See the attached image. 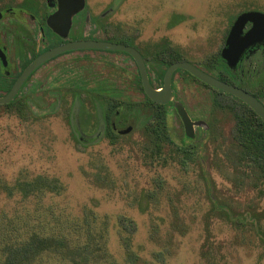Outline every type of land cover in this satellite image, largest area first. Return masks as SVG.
Listing matches in <instances>:
<instances>
[{"label":"rangeland","instance_id":"374dc122","mask_svg":"<svg viewBox=\"0 0 264 264\" xmlns=\"http://www.w3.org/2000/svg\"><path fill=\"white\" fill-rule=\"evenodd\" d=\"M22 1L0 0V7ZM24 3L29 5L31 0H25ZM82 5L80 10L73 13L70 32L62 36L63 40L109 39L130 45H135L132 40H136L140 47L161 48L168 46L167 39L169 44L173 43L179 48L184 47L183 51L195 53V58L199 54L202 57L215 54L217 43L210 42L211 39L215 40L217 35H226L237 15L255 10L264 13V0H82ZM91 14L97 21L95 29L94 23H86L87 15ZM205 43L207 51H203ZM81 52L86 54L82 55ZM87 52L77 51L75 55L70 53L61 58L67 60L62 59L65 64L73 65L72 68L78 66L76 60L85 61L81 64L82 69L84 66L89 68L90 74L96 79L93 91L109 93L110 88L103 86L108 82L104 79L103 71L105 68L109 69V62L104 60H109L111 52ZM88 60L90 67L87 66ZM128 67L131 69L123 83L127 88V100L143 102L141 93L132 85L134 67L130 63ZM77 68L79 72L83 71L79 69L80 66ZM87 69L84 71L87 72ZM43 72H38L35 79L42 80ZM187 78L190 81L182 75L177 76L180 83L184 82L182 95L185 97L188 94L201 107L213 92L196 90L194 85L198 84L191 82L190 77ZM220 98L223 105L222 116L219 128L216 126L215 129L218 133L220 131L221 136L218 142L209 143L208 140L207 149L201 150L199 162L192 165L188 173L172 161L166 167L158 164L152 167L145 165L142 127L115 144L104 138L91 146L79 145L72 137L67 120L69 102L53 114L46 110L44 114L40 111L50 101L37 100V105L33 108L38 115L28 120L20 119L15 112L0 109V176L12 181L20 172L28 171L31 174L61 178L67 185V202L74 212L78 213L84 205L96 206L99 214L110 217V248L119 260H122V250L116 233V221L123 215L137 223L136 244L143 245L145 256L154 249L148 238L152 222L166 229L167 234L176 221L187 226L185 235L173 234L174 250L168 264H207V260L215 261L216 264H264V247L257 238L248 231L233 227L224 218L209 216L212 198L233 205L237 211L242 212L250 204V198L256 195L235 188L233 171L227 166L225 154L232 146L234 117L230 110L224 108L234 101L228 96ZM93 109L95 108L92 106L89 109L92 115L89 121L94 123L96 118L93 117ZM140 116L139 113L134 117ZM83 118L80 114L74 122L77 128L78 123L82 129L87 126V121ZM170 121V125L175 122L177 126V121ZM172 125L175 131L180 132L179 128ZM92 129L93 126L90 130ZM85 132L87 133L86 130ZM202 166L213 182L210 192L206 190L203 181ZM101 167H105L112 175L104 189L91 183V171ZM159 177L165 181L167 194H162L160 202L143 213L137 207V200L142 193L155 188ZM3 204L4 199L1 197L0 207ZM257 208L258 211L264 210V199L257 201ZM174 210L178 215L173 214ZM162 236L166 234L162 233Z\"/></svg>","mask_w":264,"mask_h":264},{"label":"trees","instance_id":"16d2710c","mask_svg":"<svg viewBox=\"0 0 264 264\" xmlns=\"http://www.w3.org/2000/svg\"><path fill=\"white\" fill-rule=\"evenodd\" d=\"M161 72L163 76L165 69ZM224 73L220 79L227 82ZM132 85L137 92H143L139 78ZM4 88L9 87L0 85V89ZM38 88V85H34L30 94H35ZM36 101H31L29 97L28 100L17 98L7 105H0V109L15 112L20 119L28 120L38 115L32 106L37 105ZM100 105L98 110L105 108L102 103ZM123 105L128 118L141 114L136 118L143 125L142 128L145 126V145L142 149L145 165L166 167L172 161L188 173L191 166L199 162L201 150L197 147L185 145L174 148L166 112L163 111L167 106L158 105L148 97L146 102L128 99ZM244 106L252 118L237 116L239 121L231 134L232 146L225 154L227 166L233 171L235 188L256 195L254 199L250 198V204L242 212L233 205L212 198L209 216L224 218L233 227L250 232L264 247V210L258 211L257 208V201L264 199V126L260 117L246 104ZM114 107L112 105L111 109ZM52 109L56 111V106ZM67 120L73 139L81 145L74 124L78 118L70 113ZM96 121L103 122L104 117L97 115ZM91 172L92 178H96H91V183L97 188H106L107 181L112 179L105 167ZM201 174L206 190L210 192L213 182L207 177L203 166ZM155 184L154 189L145 191L137 200V207L143 213L149 211L153 204H158L162 194H167L164 179L157 178ZM67 196V185L57 176L31 174L28 171L20 172L12 181L0 176V198L4 199L0 207V264H168L174 250L173 234L185 235L188 230L186 225L176 221L167 234L166 229L152 222L148 238L154 249L145 256L143 245L136 244L137 223L122 215L116 221V233L122 250V260H119L110 248V217L99 214L96 206L84 205L78 213L74 212L67 202ZM173 214L178 215V212L174 210ZM162 233L166 236L163 237ZM207 264L216 262L207 260Z\"/></svg>","mask_w":264,"mask_h":264},{"label":"flooded vegetation","instance_id":"af4514ba","mask_svg":"<svg viewBox=\"0 0 264 264\" xmlns=\"http://www.w3.org/2000/svg\"><path fill=\"white\" fill-rule=\"evenodd\" d=\"M42 1L43 0H31V4L26 5L24 3L25 0H23L18 4L7 3L0 7V51L3 56L2 58L0 54V85L9 87L0 89V96L7 95L11 91L24 70L41 54L69 42L103 41L135 48L143 59L150 84L156 89L163 87L164 76L172 64L188 62L199 70L219 80H221L222 72H225L224 78L228 80V84L234 85L250 93L264 106V36H261L255 43L250 44L244 49L235 67H229L222 57V52L226 48L227 38L231 27L240 14L235 17L226 35H217L215 40L211 39L210 42L215 41V43H217L215 54L204 57L199 54L198 58H195V53L183 51L182 48L184 47L179 48L173 43H171V45L167 39L166 44H168V46H163L164 48L158 46L140 47L136 44V40H132L135 45L126 44L120 41L113 42L109 39H76L65 41L62 39V36L70 32L71 26L66 34L61 35L55 32L48 24L49 18L59 12L60 0ZM70 1L71 3L74 2L73 0ZM255 11L260 12L259 10ZM93 17L95 18L93 14L87 15L86 23H94L95 29V27H97V21H95ZM252 27L253 23H246L241 33V38H244ZM205 44L206 46L203 47V51H207L208 48L207 43ZM77 51H88L87 53L111 52L109 60H104V62H109V69L105 68L103 71L104 79L108 81L103 86L104 88H110L109 93H95L93 91L96 84L94 81H96V79L90 74L91 70L89 68L87 69V67L84 66V69H87V72L82 69L83 65L81 64H84L85 61L76 60L78 66H80L79 69L83 70L82 72H79L77 68L78 66L72 68L73 65L67 63L66 65L62 60L64 58L61 57L67 56L70 53L75 55V52ZM81 54L84 55L86 52H81ZM88 62L89 64H87V66L90 67V61L88 60ZM129 63L132 64L135 72L132 76V83H137L139 78L142 86L137 63L127 52L100 49H79L64 52L47 60L33 71L19 89L14 100L17 98H27L28 100L29 97L31 101H50V103L44 107V110L40 111L44 114L45 110L53 114L57 110H60L66 102H69L67 114L71 113L77 118H79V115L81 114L85 119L84 121H87V126L84 129H82L80 123H78L77 136L79 141L83 144H81L82 146L94 145L95 142L104 138L110 143L115 144L119 139L131 135L136 129L143 126L139 124L136 117H127V111L123 105L128 97L127 88L123 83L127 78L126 75L128 70L131 69L128 67ZM93 67L95 68V66ZM163 69H165V72L162 76L161 71ZM40 71H44L43 79L38 81L35 78ZM178 75H182L186 80H189L187 76L190 77L192 80L191 82L198 84V86L194 85L196 90L205 92L210 90L213 92L207 99H205V103H203L201 107H198L193 102L192 97L188 96V94H186L185 97L182 95L184 82L182 81L180 83V80L177 79ZM34 85H38L39 88L35 94H30ZM171 87L173 89L174 100L180 102L184 106L191 121L194 123V136L190 138L186 135L183 121L174 107V102L171 101L168 104L163 105L164 107L167 106V109L163 111L166 112V121L169 127L170 137L172 136L173 139L174 148H182L185 145H191L200 150H206L208 140L209 143L218 142L221 134L220 131L218 133L215 128L216 126L219 128V120L222 116L223 105L220 96H228L234 101L233 104L225 105L224 107L225 109L230 110L234 117L233 131L236 130L237 122L239 121L236 119L238 115H241L243 119L246 117L252 118V115H250V112L244 106L245 103L243 101L244 104L237 97L228 93L224 94L225 92L205 84L186 70L179 68L174 71L171 79ZM139 93L142 95V101L146 102L147 95L144 90L143 92L139 91ZM101 102L105 103V105H102L105 108L98 110L97 107L101 106ZM87 104L88 107L86 106ZM112 105H115L116 107L111 109ZM32 106L34 107V104H32ZM54 106H56V111H53L52 109ZM91 106L95 108L93 109V117L96 118L98 112V115L104 117L103 122L97 123L95 120L93 123L91 120L89 121L92 116L90 114ZM207 107H209V109ZM233 110H236V112L234 113ZM173 119L178 122L177 126L175 125V122H171ZM168 121L179 128L180 132L175 131L173 125H170ZM262 125L264 126L263 121ZM92 126L93 129L90 130ZM144 127L142 129L143 137L145 138ZM129 129L130 131H128Z\"/></svg>","mask_w":264,"mask_h":264},{"label":"water","instance_id":"95a60500","mask_svg":"<svg viewBox=\"0 0 264 264\" xmlns=\"http://www.w3.org/2000/svg\"><path fill=\"white\" fill-rule=\"evenodd\" d=\"M73 1L74 2L71 3L70 0H60L59 12L56 15L50 17L48 20L49 26L55 32L61 35L66 34L68 32L71 26V17L73 13L80 10L83 6L82 0H78V1L73 0ZM248 22L253 23V27L244 38H241V33L243 31V28L245 24ZM261 36H264V13L258 11H248L241 13L235 20L233 26L231 27L229 36L227 38L226 48L222 52V57L227 62L229 67L231 68L235 67L244 49L248 47L250 44L255 43L258 40V38H260ZM79 49L118 50V51L127 52L129 55H131L137 63L141 76L142 88L145 94L147 95V97L154 103L161 105H166L169 102L173 101L174 107L176 108L179 116L183 121L186 135L190 138L194 136V132H193L194 123L191 121L184 106L180 102L174 100L173 89L171 87L172 75L174 71L179 68L188 71L189 73H191L193 76H195L205 84L237 97L238 99L243 101L246 105H248L261 118V120L264 123L263 104L257 98H255L250 93L244 91L243 89H240L234 85L228 84L224 81L214 78L211 75L199 70L198 68H196L195 66L191 65L188 62H178L172 64L168 68L164 76L163 87L160 89H156L150 84L143 59L135 48L121 44L103 42V41L69 42L57 46L41 54L24 70L23 74L19 77V79L17 80L11 91L7 95L0 96V105H7L11 103L14 100L17 93L19 92V89L21 88L25 80L41 64L64 52L79 50ZM128 131H130V129Z\"/></svg>","mask_w":264,"mask_h":264}]
</instances>
